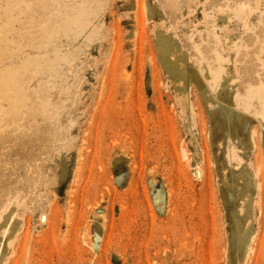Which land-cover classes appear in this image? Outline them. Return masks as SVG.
Wrapping results in <instances>:
<instances>
[{
  "label": "rangeland",
  "instance_id": "obj_1",
  "mask_svg": "<svg viewBox=\"0 0 264 264\" xmlns=\"http://www.w3.org/2000/svg\"><path fill=\"white\" fill-rule=\"evenodd\" d=\"M259 88L264 0H0V264H264Z\"/></svg>",
  "mask_w": 264,
  "mask_h": 264
},
{
  "label": "bare ground",
  "instance_id": "obj_2",
  "mask_svg": "<svg viewBox=\"0 0 264 264\" xmlns=\"http://www.w3.org/2000/svg\"><path fill=\"white\" fill-rule=\"evenodd\" d=\"M243 8V7H241ZM239 9V10H243V9ZM225 12V11H224ZM223 16H225V14H223ZM224 18V17H223ZM225 19V18H224ZM229 45L226 46V48H228ZM230 48V50H229ZM228 48V51H231V49H233V47L229 46ZM237 50V49H236ZM236 52V51H235ZM231 53V52H230ZM228 53V56L229 54ZM217 55V54H216ZM221 57V58H220ZM220 57H218L217 59V56L215 57L217 61V67L218 70L215 71L214 73V69H211L209 71V67H205V63L203 65V63H199V62H196L195 64V68L197 70L196 72V76H200L203 80H205L206 82H208L207 84L209 85L211 82L213 83V81L215 83H217L219 85V87H223L224 85H233L234 84V76L232 75V72L228 66V63L229 60H230V57H227V58H223L222 59V56L220 55ZM232 57V56H231ZM211 80V82L209 83V81ZM204 82V81H203ZM213 83V85L215 84ZM210 84V86H213ZM260 87V86H258ZM260 89V88H259ZM262 89V88H261ZM258 91V92H252L251 94L249 95H245L246 97V107H249L251 106L254 110H255V115L256 117L262 122V124L264 125V90H261ZM253 90V89H252ZM232 95H231V98L232 99ZM181 100H179L180 105L182 103H184V99L180 98ZM243 99V98H242ZM233 100L237 101L235 98L232 99V103L234 105H236L237 103H235V101L233 102ZM243 102V100L241 101ZM184 105V104H182ZM245 105V104H243ZM244 107V106H243ZM232 108H234L232 106ZM251 109V108H250ZM263 130H264V127H263ZM242 127H236L234 129L233 134H235V136H237V138H241L242 137ZM263 138H264V132H263ZM241 143V142H240ZM222 142L219 141L217 143V146H218V149L220 148V146H222ZM221 150V149H220ZM219 150V151H220ZM223 150V149H222ZM184 154V153H183ZM224 163L225 165L222 166V179H221V185L225 186V188L228 189V186H229V179H228V171L233 168L234 166L235 167H238L242 162H241V158L240 156L238 155V153H236L235 151H231L229 152V150L227 148H225L224 150ZM221 173V172H220ZM238 178L242 181L243 184H247L246 180L242 178V175L239 173L238 174ZM253 183L255 182V180L252 181ZM219 184V183H218ZM256 185H257V182H256ZM259 185V184H258ZM257 185V186H258ZM244 193V192H243ZM248 195V194H247ZM246 195V193L243 195L242 194V199L240 200L241 202L239 203L240 205V218H239V225H240V240H239V244H242L244 245L246 242H247V239L248 237L251 235V224H252V217H251V211H250V205H249V201H248V196ZM2 221V217H0V222ZM10 222V221H9ZM8 222V223H9ZM5 224V223H4ZM8 225V224H7ZM11 225V224H10ZM3 230H7V227L6 229L4 228ZM3 230H0V233L3 231ZM16 230V229H15ZM5 233L7 234L8 233V245L10 243H12V237H11V233H12V227L9 226L8 230L7 231H4V234ZM1 236V235H0ZM16 236V235H14ZM13 236V238H14ZM15 239V238H14Z\"/></svg>",
  "mask_w": 264,
  "mask_h": 264
}]
</instances>
